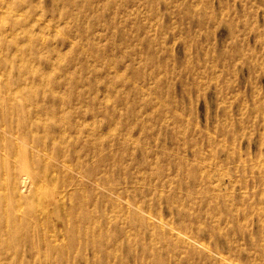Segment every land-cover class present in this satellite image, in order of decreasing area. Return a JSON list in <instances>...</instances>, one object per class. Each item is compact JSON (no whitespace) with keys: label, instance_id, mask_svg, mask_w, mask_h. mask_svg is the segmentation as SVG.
I'll return each mask as SVG.
<instances>
[{"label":"rangeland","instance_id":"obj_1","mask_svg":"<svg viewBox=\"0 0 264 264\" xmlns=\"http://www.w3.org/2000/svg\"><path fill=\"white\" fill-rule=\"evenodd\" d=\"M0 264H264V0H0Z\"/></svg>","mask_w":264,"mask_h":264},{"label":"bare ground","instance_id":"obj_2","mask_svg":"<svg viewBox=\"0 0 264 264\" xmlns=\"http://www.w3.org/2000/svg\"><path fill=\"white\" fill-rule=\"evenodd\" d=\"M19 93H20V91H19ZM50 103H56V105L55 106H59L60 105V101H57V100H54V101H51ZM62 104H63V101H62ZM64 105V104H63ZM21 112V115L23 114V112H22V110L20 111ZM7 128V126L5 125V123L4 124H2V128ZM5 131H7V129H4ZM23 143L24 144H33V147L35 148V149H37V148H41V152H46L45 151V149H43V147L41 146V145H39L35 140L33 141V142H31L30 141V143L28 142V141H26V140H23ZM131 159H132V156H131ZM139 167V166H138ZM21 171H22V173H24V175L27 177V178H31V176H32V174L30 173V171H29V169H28V166L27 165H23V167H22V169H21ZM24 177V176H23ZM87 177L90 179V180H93V179H95L96 180V174H95V172H91V171H89V172H87ZM103 182L105 181V177H101L100 178ZM99 179V180H100ZM112 183V185H114V186H116L117 185V182H111Z\"/></svg>","mask_w":264,"mask_h":264}]
</instances>
